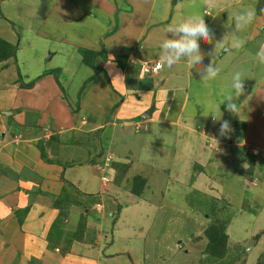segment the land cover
<instances>
[{
	"label": "crops",
	"instance_id": "crops-1",
	"mask_svg": "<svg viewBox=\"0 0 264 264\" xmlns=\"http://www.w3.org/2000/svg\"><path fill=\"white\" fill-rule=\"evenodd\" d=\"M154 1L156 0H54L53 3L51 1L49 17L62 16L65 23L77 21L80 24L82 20H85L87 11H93L94 25H103L106 20L104 29L100 33L98 30L94 31V36L88 39V41H96L100 37L99 43L102 45L99 44L100 47L94 51L100 52L101 55L104 53L106 59L97 56L93 62L94 66L91 67L94 73L86 79L79 77L80 72L83 71V69H79L80 67L78 71L72 70L70 67L61 66L56 62L46 65V67L42 63L43 56L41 55L31 60L32 58L29 57L31 48L26 45L21 52H27V55H25L22 64L23 68L20 69L18 57L21 52L18 50V44L16 46L9 39L0 37L15 47L12 56L9 55L0 60V264H162L169 258V252L174 254V247H177L176 251L181 249L182 243L180 244V242L182 240L176 242L171 240L176 244L171 246L167 241L158 239L159 234L168 232L171 234L170 236L173 235L171 227L169 226V229L165 227L167 221L163 224L160 217L168 213L167 218L170 219V216L179 218V220L183 218L185 220L183 222L188 224V227H195L198 224V220H196L198 218L193 213L204 215V212L200 213L194 208H188L189 206L187 208L171 206L174 205L172 201L175 198V191L180 190L182 196L185 197L193 192L210 194V189L217 187L218 196L208 195L210 198L234 202L232 196L237 192L226 190V184L223 181L227 179L220 178L223 173L217 165H234L236 160L241 164L242 186L246 182L244 180L246 177H252L246 184L247 190L239 185L238 191L244 194L257 188L252 185L257 182L254 178L263 177L260 172L264 161H257L256 165H244L246 159L250 160L251 155L242 146L231 143V139L236 138L264 152V139L259 136L252 138L250 135L253 125L252 117L247 118L245 134L242 133L240 138H237L234 135L233 127L230 132L233 135L227 139L222 136L220 139L224 146L219 147L220 145L215 143L219 144L217 131L219 133L221 122H214L212 116L207 121L206 119L199 121L201 116L197 121V115L183 116L186 119L185 125L180 127L185 131L179 133V144L181 145L180 158L185 161L179 172L173 175L168 174L166 184L160 190L162 196H170L171 199L170 201L163 197L160 199V203L161 201L169 203L167 206L163 203L167 212L161 210L162 206L159 205L158 212L154 213L155 204L149 199L154 194L153 188L157 186L153 179L154 168L145 169L143 174L142 172L132 173L131 169L132 165L151 167V165H163L166 162L163 151L166 149L167 141L165 140L168 139V135H159V133L156 136L152 135L147 128L150 121H145L146 124L139 123L133 118L137 115L142 118L141 115L149 108V104L145 103L139 106V100L127 103L129 96L126 95L120 99V104L111 112L114 118L124 121L122 122L123 129L127 130L133 125L134 129L143 130V133L138 134H141L143 140L146 138L142 147L144 153H141L136 159L130 158V160H127L128 156H119L113 152L111 142L107 144V140H105L104 129L107 126L113 128L116 125V120L108 117L104 123H101V118L81 114L84 110L83 107L94 111L88 108L87 103L90 101L87 99L94 97L100 100L103 98L106 106L116 100L113 92H124V72L114 61L115 55L123 53L129 57L130 61L133 59L139 64L144 61H148L150 64L158 63L161 54L159 45L166 35H171L166 33V28L192 16L187 9L183 11L182 6L176 5L178 11L172 16L170 15L168 20H166V16L157 15L158 17H156ZM205 1L209 2L212 9L218 13H223L220 11L226 7L228 9L232 3H244L238 2V0ZM178 2L181 3L183 0H178ZM252 9L248 6L244 7V11ZM137 11H142V14L136 19ZM88 13L91 14V12ZM233 13L236 17L242 12ZM0 16L3 18H0V25H2V20L10 19L4 12ZM176 16L179 18L176 19ZM257 16L264 19L263 13L257 14ZM117 17L118 24L114 23V19ZM59 22L56 21L57 24ZM205 23L208 27L211 26V29L220 30L213 32L214 43H219L221 37H224L226 42L231 41L229 45L226 42L222 43L217 52L211 51V54H219L222 58L235 49L231 46L234 39L238 38L243 44L241 48L245 47L246 49V40L259 37L257 30L251 33L255 23L251 24V27L247 26L243 30L236 31L235 20L231 19L230 22L226 16L221 20L216 19L214 14ZM114 26L116 29L110 31ZM42 29L45 30L43 26ZM50 33L54 36L58 32L50 31ZM58 34L57 39H61V34ZM116 37L118 42L114 41L112 45L110 40ZM225 45H227L226 48ZM262 45L263 42L257 46L256 52ZM156 47L159 48L156 50ZM79 50L80 48L75 53L78 65L84 64ZM204 51L208 53L205 47ZM57 54L59 60L63 59L64 52L61 51H54L50 54V58H54ZM32 61L35 62L28 69L26 65L28 66ZM179 66H185V63L178 62L173 65V72L169 76L159 75L161 69L152 73L153 79H155L154 87H157L161 95L164 91L163 86L169 78H180L182 69ZM169 69L171 68L169 67ZM48 70H54L58 80L54 73L43 74ZM57 70L59 71L57 72ZM110 71H112V75ZM136 72L138 73V69ZM23 74L26 79L23 78ZM62 75H65L64 78ZM75 75H78L82 86L80 87L81 91L77 90L74 97L79 96V104L83 109L79 108L77 112H72L70 96L67 91L70 90L71 80ZM158 75L159 77L156 79L155 76ZM147 76L152 77L151 75ZM140 77L143 78L138 73V78ZM92 80H96L98 84H93L89 88L86 82ZM28 83L30 84L27 85ZM73 86L74 91L79 89L76 84ZM89 89L96 94L86 92ZM164 100L163 98L161 101L156 100L151 106L153 107L151 115L142 119L152 117L156 112V107H161L162 103H166ZM240 102L241 96L236 103ZM98 104L99 102H96V105ZM126 106L136 109L137 112L128 115ZM222 111H227L226 107ZM231 115L236 114L227 111L228 118ZM155 122L163 123V125L174 124L163 120ZM177 123L175 122L174 125ZM215 129L218 130L215 131ZM112 135L113 129L111 137ZM204 141L206 146L203 145ZM228 142L230 145L225 146V143L228 144ZM236 147L241 148L238 156H236V152H238L235 151ZM219 157L222 158L221 163L217 161ZM259 162L261 165H257ZM165 165L167 164L165 163ZM192 170L195 172L192 173ZM205 174L209 177H206ZM136 177L141 179L138 184L141 187L139 193H134L131 190ZM149 193L150 195H148ZM87 195L93 197H87ZM261 195L264 196V193ZM249 196L251 197L250 201L253 200L256 203L264 200V197L260 195V198L252 197L254 195ZM91 199H93L92 202ZM110 205L114 207L112 208ZM138 206L149 208L144 215L147 226L141 227V230H146L149 233L141 251L135 245L125 246L126 240L122 241V244L118 243L123 238L118 226L122 216L126 210L133 211ZM115 208L119 209L118 215L113 218V221H110L111 211ZM149 210L152 212L149 213ZM82 215L86 221L85 229L76 238L74 234ZM153 232H156L155 239H151ZM136 251L140 253V256ZM184 253L189 257L190 250L186 249Z\"/></svg>",
	"mask_w": 264,
	"mask_h": 264
},
{
	"label": "rangeland",
	"instance_id": "rangeland-1",
	"mask_svg": "<svg viewBox=\"0 0 264 264\" xmlns=\"http://www.w3.org/2000/svg\"><path fill=\"white\" fill-rule=\"evenodd\" d=\"M51 1L53 3L54 0L0 1V3L4 4L2 6L0 4V15L2 12H4L6 16L10 17L9 20L1 21L2 25H0V37L9 39L11 43L16 46L18 44V50L20 52L25 45L28 46L29 48H31L29 56L32 58L31 60H34V57L41 55L43 56L42 63L44 66L56 62L61 66L66 65L72 70L76 69L78 71V68L80 67L79 69H83V71L80 72L79 70V72L81 73L79 77H82V79L89 78L94 73L93 69L89 65H78V60L75 53L79 48L94 50L97 47H100V37H98V40L96 41H88V39L94 36V31L98 30L100 33L101 30L104 29V23H106V20L104 21L103 25H94V15H92L93 11H87L85 20H82L80 24L77 21H73L74 23H65L63 21L65 19L62 16L56 17V15H54L49 17L48 14ZM239 1H242L244 3H232V5H230L228 9L226 7L220 11L223 13L215 12V10L210 6V3H206L205 0H183V2L181 3L178 2V0L154 1V15H156V17H158L157 15L162 17L166 16V20L169 19L170 15L172 16V14H175L176 11H178L177 6H182L183 11L187 9L192 16H202L204 18V21L211 19L214 14V17L216 19L221 20V18L226 16L230 19L231 22V19L235 20V15L233 12H245L244 7L248 6L251 9L253 8L252 11L255 12V19L251 23H255V26L252 28L251 33L257 30L259 37L256 39L246 40V49L245 47L239 50L233 49L232 52H229L223 58L220 57L219 54H211V51H218L220 45L227 41H224V37H221L219 43H214V41H212L211 43H200L201 52L204 55L202 64L200 66H195L194 69H189L186 65L181 67L179 66L182 69V71L180 72L181 74L179 75L180 78H169L163 86L164 91L162 92V95L158 92L157 87H154L155 85L153 82L155 81V79H153L152 74H149L152 77L142 75L143 78H138V73L140 71L139 68L142 64H139L138 61L133 60L132 58V60L130 61L129 57L126 55V65H124V67H120V69L124 72V92H113L112 94L115 95L116 100L113 101L114 103L110 102L106 106L103 98H101L100 100H97L94 97L87 99L88 101H90V103H87L88 108H91L94 111H89L88 109L83 107L84 110L81 114L101 118V123H104L108 117H110L114 121L116 120V125L113 126V128L112 126H107V128L104 129L106 133L105 140H107V144L111 142V149L113 152H115L119 156H128L127 160H130V158L136 159L137 157H139V155H141V153H144L142 147L144 146L143 144L146 141V138L145 140H143L141 134H138L143 133V130L139 131L138 129H134L133 125H131V127H128L127 130L123 129L124 125L122 122L124 121L114 118L111 112L114 111L115 108L120 104V99L122 97H125L126 95L129 96L127 103H132L139 100V106L148 103L149 108L153 106L156 100L159 99L161 101L162 98L165 99L164 101H166V103H162L161 107L157 106L155 109L156 112L154 111L155 113L152 117L148 119H142L140 118V115H137V117H133L134 120L138 121L139 123L146 124L145 121H150L148 122L147 128L149 129V132L152 133V135L156 136L157 133H159V135H168V139L165 140L167 141L166 149L165 151H163L166 160L165 163L167 165L163 163V165H151V167H148V165H132L131 167L132 173L135 174L140 172H142L143 174L145 172V169L154 168L152 173L154 176V182L157 184V186L153 188L154 194L151 195V198H149L151 200L150 202L153 201V204H155V208H152L154 213L158 212L159 205L162 206L160 207L161 210L167 212L165 206L169 204L167 201H170L171 199L170 196H162L160 194V190H162L165 186L168 174L170 173L171 175H173L179 172L182 163L185 161L184 159L180 158L181 145L179 144V133L185 131L180 127L181 125H185L184 121L186 119L183 116L197 115V121L199 116H201L199 118V121H203V119H206L207 121V119H209L211 116L210 113L212 112H215L217 118H219L220 113L218 111V107H220V111L223 115L221 117V120L216 123H220L223 120L230 121L229 123L232 124H230L231 128L234 127V135L237 136V138H240V134H245V131L247 132V118L252 117L253 125L250 135L252 136V138H256L257 136H259L261 139H264V65L259 64L256 55V50L258 49L257 46L262 42V46H264V19L262 17L258 18L257 16V14H264V0H238V2ZM88 12H91V14ZM231 13L232 16L230 17ZM141 14L142 11H137L135 14L136 19ZM0 18L3 19L1 16ZM175 18L178 19L179 17L176 16ZM56 21H60L59 24H57ZM114 23H119L118 17L114 19ZM148 23L149 26H151L149 21ZM175 24L178 23L175 22ZM251 24L249 25V27H251ZM42 26L45 30L42 29ZM209 28L211 29V26ZM114 29H116V26L110 29V31H114ZM211 30L213 32L220 31L219 29ZM50 31H57L58 33H60L61 39H57L59 37L58 33L53 36L51 35L52 33H50ZM169 38H171V35L169 36ZM114 41L118 42V38H112V40H110V43L113 45ZM226 44H231V41L226 42ZM226 46L227 45H225V48ZM12 47L14 51L15 47ZM204 47L207 49L208 53L204 51ZM158 48L159 47H156V50ZM54 51L64 52L63 59L61 58L59 60L58 54L55 55L54 58L51 57L52 59H49L48 56ZM98 53L100 54L99 56H101V53ZM25 55H27V52L19 53L18 65L20 69L23 68L22 64L24 62ZM34 62L35 61L30 62V64H28V66L26 65V67H28L29 69V67L32 66ZM182 62L183 61H181V63ZM143 63H146L145 66H148V64H150L148 63V61H144ZM210 63H212L215 67H218L220 69V72L215 80L205 82L201 80V76L198 70L199 67H207ZM170 68L171 69L165 66L160 71L159 75L164 74L165 76H169V74L173 72L172 66ZM175 68L176 70H178L177 67ZM137 69L138 73L136 72ZM58 71L59 70H57V72ZM236 71H241L245 78V94L241 96V102L238 103L239 112L234 116H229L228 118L227 111H222L226 107V103H222V100H224L225 95L233 91L231 88L232 76ZM24 74L23 78H25ZM102 74L105 75L104 73ZM110 74L112 75V71H110ZM126 75L131 77L133 81H131L130 79H126ZM159 75L155 76V78L157 79ZM64 76L65 75H62V78H64ZM71 83L72 85L70 87V90L67 91L71 101L70 108L72 112H77L79 108H83L80 107L79 96H74L77 93V90L81 89L80 87L82 86V83H80L78 75H75V77L72 78ZM86 83L89 88L92 87L93 84H98L96 80H92ZM74 84H76V87H79V89H75L74 91ZM86 92L96 94L93 93V90L90 91V89ZM96 102H99V104L96 105ZM126 108L128 115H133L137 112L136 109L130 108V106H126ZM123 112L125 111L123 110ZM157 120H163L174 124L175 122L178 123L176 125L167 123L166 125H163V123L155 122ZM206 121H204V123H206ZM235 124H238V127L237 125L235 126ZM236 127L239 129H236ZM112 129L113 135L111 137ZM217 130L218 129H215V131ZM232 135L233 134L229 133L227 136H225V138H230V136ZM217 137L219 138V144L217 141V143H215L214 140L213 142L216 145H220L219 147H223V141L222 139H220L222 136L220 135V133H218V131ZM231 143L242 146L243 149L248 152L249 150L251 152V149L256 150L255 155L250 154V160L246 159L249 162L246 161L244 165H256L257 161H264V152H262L261 149H257V147H251L247 142L237 140L236 138H232ZM252 144L255 145L256 143ZM203 145L206 146L205 141L203 142ZM227 145H230L229 142L228 144L225 143V146ZM235 151H238L236 152V156H238L240 154L241 148L236 147ZM217 161L218 163H221L222 158L219 157ZM260 162L257 165H261ZM217 166L220 167L223 173V176L220 178L227 179L223 181V183L226 184V190L237 192L235 194L233 193L232 196L235 201L228 202L224 199L220 200L219 198H210L208 195L218 196L219 194L218 188L214 184L213 186L216 188H211L209 192L210 194L206 195L203 193L193 192L190 195L183 197L180 193V190L175 191V198L172 201L174 205L171 206H174L175 208H179L180 206L187 208L189 206L188 208H194L200 213L201 211L204 212V215L193 213V215L198 218L196 219L198 220V224L195 227H188V224L186 225L185 222H183L185 221L183 220V218H181L182 221L179 220V218L176 219V217L174 216H170V219L167 218V215L169 216L168 213H165L163 217H160V219L163 220V224L167 221L165 223V227L169 229L168 227L170 226L173 235L170 236L171 234L168 232L159 234L157 236L158 239L167 241V243L171 246H174V242L180 239L182 240V242H180V244L182 243L180 245L181 249H178V251H176L177 247H174V254L173 252H169V258H166L167 260H165V262L162 264H264V200H260L259 203H256V201H250L251 197L249 196L254 195L252 197L260 198V196H262L261 193H264V164L261 165L260 172L263 177H258V179L254 178L255 180H257V182H255L252 186L257 188H254L252 192H246L244 194H242L241 191H238V188H240L239 185H241L244 190H247L246 184L249 183L252 177H246V179H244L246 180V182L242 186L243 174L241 171L240 162L236 160L234 165ZM243 168L245 169V167ZM193 172H195V170H192V173ZM205 175L206 177L208 176L207 174ZM258 183L260 186L258 185ZM148 195H150V193ZM162 197L167 201H161L160 203V199H162ZM163 203H165L166 205L164 206ZM110 207L113 208L114 206L110 205ZM148 209L149 208H147V206H138L136 210H126V213L122 216V220L118 225L119 231L123 236V238L118 243L122 244V241L126 240V242L124 243L125 246L129 245V247H131L135 245L140 249V251L143 250L145 239L148 236L149 232H146V230H141V227L147 226V223L144 221V219L146 218H144V215L146 214L145 211ZM118 210V208H115L111 211L110 221H113V218L118 215ZM151 212L152 210H149V213ZM205 214H207L206 217ZM213 220H221L226 223V251L223 257L219 259H213L207 256V253H205L207 245L206 238H203L204 236L199 238V236L203 235L202 233ZM160 229L162 228L160 227ZM155 233L152 234L151 239L156 238ZM171 240H173L174 242ZM186 249L190 250L189 257L184 253V250ZM136 253L140 256V253L138 251H136ZM172 254L173 256H171Z\"/></svg>",
	"mask_w": 264,
	"mask_h": 264
},
{
	"label": "clouds",
	"instance_id": "clouds-1",
	"mask_svg": "<svg viewBox=\"0 0 264 264\" xmlns=\"http://www.w3.org/2000/svg\"><path fill=\"white\" fill-rule=\"evenodd\" d=\"M254 19L255 12L252 10L237 14L235 17V30L240 31L245 29ZM166 33L171 34V38H169V35H166V38L159 45L161 54L157 67L161 70L165 66L171 67L181 61H183L189 69H194L197 65L200 66L204 59L200 42L211 43L214 40V33L205 23L202 16H190L178 24L169 26L166 29ZM231 46L239 50L243 44L237 38L233 40ZM256 55L259 64L264 65V46H261ZM198 71L201 80L208 82L217 78L220 69L210 63L207 67H199ZM244 79L241 71H236L232 76L231 88L233 91L225 95L222 102H226V110L230 113L237 114L239 112L236 101L240 96L245 94ZM218 111L220 113L219 118H217L215 112L210 113L214 122H219L223 115L220 111V107H218ZM231 131L232 128L229 121L223 120L220 123V135L227 136Z\"/></svg>",
	"mask_w": 264,
	"mask_h": 264
},
{
	"label": "trees",
	"instance_id": "trees-1",
	"mask_svg": "<svg viewBox=\"0 0 264 264\" xmlns=\"http://www.w3.org/2000/svg\"><path fill=\"white\" fill-rule=\"evenodd\" d=\"M79 52L82 55L83 63L91 67L94 66V63H93L94 59L100 55L98 52L94 50H88V49H82V48H80ZM13 53L14 51H13L12 45L0 39V60L4 59V57H8L9 55L12 56ZM101 57L103 59H106V56L104 53H102ZM126 58L127 57L124 54H117L114 56V61L117 62V64L120 67H124V65H126ZM46 73H54L56 80H58L54 70L45 71L43 74H46ZM126 79H130L131 81H133L131 77H129L128 75H126ZM29 84L30 83H28L27 85ZM236 125L238 127V124H235V126ZM237 127L236 129H239ZM247 153L250 154L249 152ZM139 181H141L140 178H137V177L134 178L133 186L131 188V190L134 193H139L141 191L140 189L141 187L138 186V184L140 183ZM87 197H93V196L87 195ZM92 201L93 199H91V202ZM85 222H86L85 217H83L82 215L78 221V225H77V229L75 231L74 237L78 238L82 234L83 230L85 229ZM225 225L226 223H224L221 220H215V221L213 220L211 221L210 225L204 230V232L202 233L203 235L199 236V238H201L202 236H204L203 238H206L207 245H206L205 253H207L208 257H211L213 259L214 258L219 259L223 257V255L225 254V251H226L225 246H226V240H227V235L225 233Z\"/></svg>",
	"mask_w": 264,
	"mask_h": 264
},
{
	"label": "built area",
	"instance_id": "built-area-1",
	"mask_svg": "<svg viewBox=\"0 0 264 264\" xmlns=\"http://www.w3.org/2000/svg\"><path fill=\"white\" fill-rule=\"evenodd\" d=\"M145 64H146V63H142V65L140 66V71H139V73H140L141 76H142V75H148V74H150V73H152V72H155V71H157V70L159 69V68L157 67V63H152L151 65L148 64V66H147V65L145 66ZM246 152H248V151H246ZM249 153L255 155L256 150L251 149V152H250V150H249Z\"/></svg>",
	"mask_w": 264,
	"mask_h": 264
},
{
	"label": "water",
	"instance_id": "water-1",
	"mask_svg": "<svg viewBox=\"0 0 264 264\" xmlns=\"http://www.w3.org/2000/svg\"><path fill=\"white\" fill-rule=\"evenodd\" d=\"M48 58H50V55L48 56ZM152 110H153V107H150L149 109H147V110L145 111V113H144L143 115H141V117H142V118H147V117H149V116L151 115Z\"/></svg>",
	"mask_w": 264,
	"mask_h": 264
}]
</instances>
